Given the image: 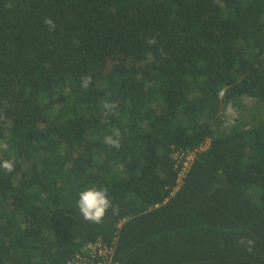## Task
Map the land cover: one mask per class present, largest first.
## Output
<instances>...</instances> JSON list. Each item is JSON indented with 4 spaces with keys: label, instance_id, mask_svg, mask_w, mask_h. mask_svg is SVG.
<instances>
[{
    "label": "trees",
    "instance_id": "1",
    "mask_svg": "<svg viewBox=\"0 0 264 264\" xmlns=\"http://www.w3.org/2000/svg\"><path fill=\"white\" fill-rule=\"evenodd\" d=\"M247 102L264 109V0H0V264H68L116 234L118 264H264ZM207 141L175 191V154ZM90 187L100 223L76 209Z\"/></svg>",
    "mask_w": 264,
    "mask_h": 264
},
{
    "label": "clouds",
    "instance_id": "2",
    "mask_svg": "<svg viewBox=\"0 0 264 264\" xmlns=\"http://www.w3.org/2000/svg\"><path fill=\"white\" fill-rule=\"evenodd\" d=\"M48 25L51 27H54V22L50 19H47L45 21ZM92 82L91 76H83L81 78V86L84 89H87L89 85ZM225 96L224 90L218 91V97L223 98ZM105 109H113L115 108L114 104L105 103L103 105ZM228 111L232 112L234 109L231 107V105L228 106ZM119 133L117 132L115 134V138L113 135H108L104 137V143L110 147H114L116 149L120 148V141L118 139ZM14 168V164L11 161L4 160L0 162V169H3L7 172H11ZM111 207V201L108 197V193L103 190L96 187H90L84 191H81L79 193L76 209L78 210L79 215L83 218L85 221H89L92 223H100L105 215L106 212ZM241 245H246L247 250L249 253H252L255 241L248 239L244 240L241 239L239 241Z\"/></svg>",
    "mask_w": 264,
    "mask_h": 264
},
{
    "label": "built area",
    "instance_id": "3",
    "mask_svg": "<svg viewBox=\"0 0 264 264\" xmlns=\"http://www.w3.org/2000/svg\"><path fill=\"white\" fill-rule=\"evenodd\" d=\"M209 146L210 141H207L203 143L199 149L193 152H177L175 154V159L178 162L177 166L180 168L175 191L179 190L183 185L184 179L197 154L206 151ZM120 228L121 224L118 226V229ZM118 239L119 235L116 234L109 243H106L101 239L91 242L87 244L68 264H118L115 261Z\"/></svg>",
    "mask_w": 264,
    "mask_h": 264
},
{
    "label": "rangeland",
    "instance_id": "4",
    "mask_svg": "<svg viewBox=\"0 0 264 264\" xmlns=\"http://www.w3.org/2000/svg\"><path fill=\"white\" fill-rule=\"evenodd\" d=\"M246 105L248 107V112L251 111L248 115H250L252 113H257L259 115V119L264 117V115H263L264 109L262 108V106L259 103H257V102H247Z\"/></svg>",
    "mask_w": 264,
    "mask_h": 264
}]
</instances>
